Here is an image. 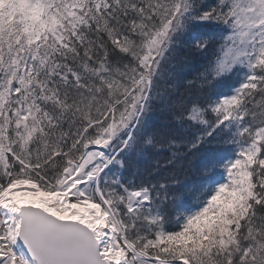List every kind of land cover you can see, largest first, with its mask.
Wrapping results in <instances>:
<instances>
[{
    "label": "snow or ice",
    "instance_id": "1",
    "mask_svg": "<svg viewBox=\"0 0 264 264\" xmlns=\"http://www.w3.org/2000/svg\"><path fill=\"white\" fill-rule=\"evenodd\" d=\"M0 264H264V0H0Z\"/></svg>",
    "mask_w": 264,
    "mask_h": 264
},
{
    "label": "bare ground",
    "instance_id": "2",
    "mask_svg": "<svg viewBox=\"0 0 264 264\" xmlns=\"http://www.w3.org/2000/svg\"><path fill=\"white\" fill-rule=\"evenodd\" d=\"M19 199H21L22 202H29L31 197H23V196H18Z\"/></svg>",
    "mask_w": 264,
    "mask_h": 264
}]
</instances>
